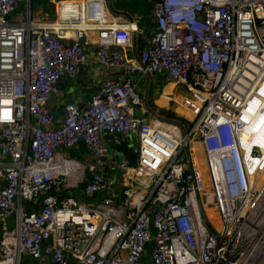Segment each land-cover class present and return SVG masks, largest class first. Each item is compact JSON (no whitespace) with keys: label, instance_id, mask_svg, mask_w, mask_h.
<instances>
[{"label":"built area","instance_id":"obj_1","mask_svg":"<svg viewBox=\"0 0 264 264\" xmlns=\"http://www.w3.org/2000/svg\"><path fill=\"white\" fill-rule=\"evenodd\" d=\"M40 10L0 0V264H264V160L244 141L264 123V0H152L155 29L139 52L136 27L108 24L104 0ZM89 50L120 76L55 121L48 105ZM144 76L184 89V137L134 117ZM128 134L136 164L114 163L103 138ZM79 144L90 156L85 195L106 194L92 205L59 199L68 179L55 153ZM105 171L120 176L117 191Z\"/></svg>","mask_w":264,"mask_h":264},{"label":"crops","instance_id":"obj_2","mask_svg":"<svg viewBox=\"0 0 264 264\" xmlns=\"http://www.w3.org/2000/svg\"><path fill=\"white\" fill-rule=\"evenodd\" d=\"M64 1L70 0L50 1L51 5H53V14L55 7ZM104 4L108 11V24L136 27L137 34L134 39V50L139 52L155 29L151 12L152 0H104ZM43 7L40 4V8L47 13ZM90 52L91 50H89L88 61L83 65L81 74L77 78H64L59 85V96L50 101L48 107L56 119L55 121H60L63 117L67 102L72 101L79 106H83L96 93L104 80L120 76L98 66L93 54H90ZM136 79L137 90L142 97V101L144 102V97H146L148 108L161 117L170 113L168 110L172 103L180 104L186 94L183 88L166 83L161 76H144L136 77ZM143 102L142 106L139 107V115L136 119L149 123L152 116L146 111ZM182 111L184 112L183 109ZM184 114L188 116L187 112H184ZM103 141L109 150L110 156L115 153H122V156L115 157L113 155L112 158L110 157L111 161L120 163L125 160L130 166L136 164L138 156V138L136 135L105 136ZM89 161L90 156L82 144L73 149L59 148L56 151L53 162L55 172L64 173L68 179V186L63 188L59 197L60 200L71 196L80 203L92 205L101 202L105 198L106 194L88 197L84 193V178L89 176L85 166ZM7 162V158H0V175ZM104 174L109 181L111 180L113 184L112 190L117 191L118 183L121 181L120 176L116 175L115 177L117 178H114L107 171ZM12 226V222L8 221L7 227L12 228ZM2 229L3 226L0 222V236Z\"/></svg>","mask_w":264,"mask_h":264},{"label":"bare ground","instance_id":"obj_3","mask_svg":"<svg viewBox=\"0 0 264 264\" xmlns=\"http://www.w3.org/2000/svg\"><path fill=\"white\" fill-rule=\"evenodd\" d=\"M244 141L245 143L250 146H258L261 150V156L264 160V123L262 126L258 129V131H255L253 129H249L248 131L244 132ZM196 146V145H195ZM194 151L197 153V157H203V154L201 150L197 147L194 148ZM208 188V187H207ZM211 193L208 192V198L210 199ZM206 216L208 220L214 225V227L219 230L220 229V223L217 219V214L215 209H206L205 210Z\"/></svg>","mask_w":264,"mask_h":264},{"label":"rangeland","instance_id":"obj_4","mask_svg":"<svg viewBox=\"0 0 264 264\" xmlns=\"http://www.w3.org/2000/svg\"><path fill=\"white\" fill-rule=\"evenodd\" d=\"M31 8L33 12H37L40 10V4L37 2H32L31 4ZM41 11V10H40ZM21 13L22 15L24 14V6L22 4L19 5L18 8V13ZM47 14L50 16L51 14H53L52 9L50 11H47ZM16 16V15H15ZM14 17V15H13ZM14 21H18L17 19H14ZM174 87V86H173ZM177 87V86H176ZM170 112V114H164L162 115V118L166 119V120H170V121H175V122H179L181 123L184 127H188V116H186L184 114V112L182 111V108L180 106V104H171L170 108L168 110ZM172 114V115H171ZM199 161L201 160V158L198 159ZM204 170V169H202ZM205 184H208V179L205 178ZM102 194H99V196H101ZM26 262V264H30V261L28 260H24V262Z\"/></svg>","mask_w":264,"mask_h":264},{"label":"water","instance_id":"obj_5","mask_svg":"<svg viewBox=\"0 0 264 264\" xmlns=\"http://www.w3.org/2000/svg\"><path fill=\"white\" fill-rule=\"evenodd\" d=\"M143 104H144V106H145L146 111H147L152 117H154L155 119L162 120V121H166V122H170V123L176 125V126L180 129V131H181V135H182L183 137L185 136V129H184V127H183L179 122L165 120V119H162L161 117H159L158 115L154 114V113L148 108V106H147V99H146V97H144V102H143ZM138 115H139V107H136V108L134 109V116H135V118H136ZM113 155H114L115 157H116V156H122V153H115V154H113ZM113 155H111L110 157L112 158ZM188 162H189V161H188ZM201 215H202V219H203V221L205 222V224L207 225L208 229L211 231V233H212L213 235H215V236L217 237V235H216V233L214 232V230H213V229L207 224L205 218L203 217V213H202V211H201Z\"/></svg>","mask_w":264,"mask_h":264},{"label":"trees","instance_id":"obj_6","mask_svg":"<svg viewBox=\"0 0 264 264\" xmlns=\"http://www.w3.org/2000/svg\"><path fill=\"white\" fill-rule=\"evenodd\" d=\"M50 1L51 0H31V4H32V2H37V3H39V4H42L44 7V9L46 10V11H50L51 9H52V7H53V5H51V3H50ZM53 15V14H52ZM168 114H170V113H168ZM172 115V114H171ZM201 158V160L198 162V165H199V167H201V169H204V159H203V157H200ZM199 159V158H198ZM206 185V187H209V183L208 184H205ZM29 210H28V212H30V210L31 211H35L36 209H37V204H29ZM26 260V259H25ZM26 262L27 261H25L24 262V264H26Z\"/></svg>","mask_w":264,"mask_h":264}]
</instances>
